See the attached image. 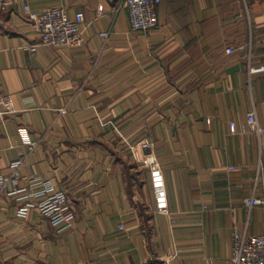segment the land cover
<instances>
[{
  "label": "crops",
  "instance_id": "obj_1",
  "mask_svg": "<svg viewBox=\"0 0 264 264\" xmlns=\"http://www.w3.org/2000/svg\"><path fill=\"white\" fill-rule=\"evenodd\" d=\"M2 1L0 173L24 159L17 186L51 180L76 219L58 232L2 191L0 264H234V227L264 231L243 203L264 194V134L242 132L252 111L264 126V0H163L150 32L122 0ZM51 6L84 13L81 46L40 43L27 16Z\"/></svg>",
  "mask_w": 264,
  "mask_h": 264
},
{
  "label": "built area",
  "instance_id": "obj_2",
  "mask_svg": "<svg viewBox=\"0 0 264 264\" xmlns=\"http://www.w3.org/2000/svg\"><path fill=\"white\" fill-rule=\"evenodd\" d=\"M163 0H122L129 12L131 28L135 31L150 32L160 25L159 6ZM9 3L0 0V14ZM29 23L40 33V43L54 47L70 46L79 47L83 44V22L85 15L82 11L70 16L62 6H51L40 11L29 12L27 16ZM108 36L107 32L102 33ZM39 43L29 48L36 51ZM228 52L233 49L229 47ZM264 73V61L255 63L249 56V73ZM15 111L14 101L11 94L3 91L0 75V116ZM232 132H237L236 123L231 122ZM244 133L264 134V126L258 120L255 111L248 114L247 122L242 127ZM33 150L39 145L38 141H27ZM25 163L24 159H18L12 163L13 172L10 175L0 173V193L7 191V195L15 196L22 204L19 207V215L26 217L28 213L36 209L50 219L52 226L58 232L74 226L76 213L72 208L69 196L64 189H58L49 179H35L29 185L18 187L22 179L21 169ZM237 168L228 165L229 170ZM244 205L252 210L256 207H264V194L260 195L254 191L244 198ZM120 228L125 230V224ZM231 261L234 264H264V231L262 233H251L248 222L244 226H235L232 234Z\"/></svg>",
  "mask_w": 264,
  "mask_h": 264
}]
</instances>
